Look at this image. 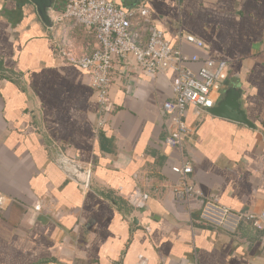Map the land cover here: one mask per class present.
Segmentation results:
<instances>
[{
  "label": "crops",
  "instance_id": "obj_1",
  "mask_svg": "<svg viewBox=\"0 0 264 264\" xmlns=\"http://www.w3.org/2000/svg\"><path fill=\"white\" fill-rule=\"evenodd\" d=\"M111 1L145 2L173 46L182 28L208 46L184 43L186 53L229 61L217 101L237 84L254 127L190 105L191 132L169 146L163 104L174 71L136 72L117 59L105 110L89 74L59 56L36 6L0 0V192L13 199L0 207V264H264V230L202 224V198L190 207L176 198L172 169L189 163L188 181L205 196L263 210L264 0ZM66 159L93 163L86 185ZM136 188L149 199L134 212L125 196Z\"/></svg>",
  "mask_w": 264,
  "mask_h": 264
},
{
  "label": "built area",
  "instance_id": "obj_2",
  "mask_svg": "<svg viewBox=\"0 0 264 264\" xmlns=\"http://www.w3.org/2000/svg\"><path fill=\"white\" fill-rule=\"evenodd\" d=\"M50 21L48 29L57 44L59 56L89 74L98 102L105 110L111 103L110 87L117 59L133 61L136 72L151 75L169 70L175 72L172 81L174 97L163 104V111L173 126L165 138L169 146H181L184 137L191 132L186 121L188 106L205 110L215 106L217 96L229 77V61L202 58L199 54L184 51V43L198 49L208 47L197 36L181 28L178 30L179 45L173 46L165 31L154 21L145 2L124 8L111 0H56L50 9ZM70 161L85 167L89 176L92 174V162L83 166L75 160ZM172 169L181 175L175 187L176 198L185 201L189 207L194 198H202L199 215L202 224L235 232L243 221H248L258 230H264V208L259 213L235 211L216 196H205L188 181V175L193 172L191 164L183 162ZM122 190L123 187L119 186L118 191ZM125 199L134 212L142 211L147 206L149 193L136 188ZM12 201L11 197L0 192V207ZM39 207L40 204H36L35 208Z\"/></svg>",
  "mask_w": 264,
  "mask_h": 264
},
{
  "label": "water",
  "instance_id": "obj_3",
  "mask_svg": "<svg viewBox=\"0 0 264 264\" xmlns=\"http://www.w3.org/2000/svg\"><path fill=\"white\" fill-rule=\"evenodd\" d=\"M37 9V13L46 26H51L50 9L53 7L56 0H29ZM241 89L235 83H230L222 91L219 100L215 106L208 108L213 115L228 118L234 121L243 122L254 127L253 122L249 119L246 111L242 107ZM65 170L71 178L86 185L89 177V172L83 167L72 163L70 160H64Z\"/></svg>",
  "mask_w": 264,
  "mask_h": 264
}]
</instances>
